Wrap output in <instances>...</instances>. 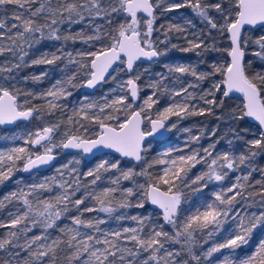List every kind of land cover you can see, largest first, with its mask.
<instances>
[{
  "label": "snow or ice",
  "instance_id": "snow-or-ice-1",
  "mask_svg": "<svg viewBox=\"0 0 264 264\" xmlns=\"http://www.w3.org/2000/svg\"><path fill=\"white\" fill-rule=\"evenodd\" d=\"M37 3L38 6L33 8L32 5ZM161 3L163 0H159V2H155V0H110L107 6H104L101 0H84V3H81L80 0H57L56 5L53 6L51 0H0V10L7 11L4 6L13 5V18L19 21V24H13L7 30L8 33H11L13 28L16 29L14 34L7 35L0 32V41L6 38L10 42L8 46L0 43V55L8 52L16 56L17 50L21 53L19 63L13 64L11 67L0 66V72L11 73L13 69L25 66V57L28 52L23 45L27 44L31 48L33 43H39V39L44 38V29L49 30L48 39H62L57 34L58 25L79 23L84 19V10H87L89 15L95 11L97 16L103 12L105 16L109 17L113 13H125L128 19L118 25L114 35L108 34L111 40L108 46H102L96 51L78 53L81 57H90V60L69 59V64L77 65L76 71L71 76L65 80H56L43 93H24L33 99L44 100V113L52 115L57 110L63 113L66 105L60 101L72 94L68 89L77 86L74 81L78 73L82 72L88 77L86 86L92 88L98 82L104 81L106 74L111 75L109 69L117 71V68L113 67L117 62L126 63L127 71L132 72L134 63L141 57L151 59L160 55L153 47L154 41L151 36L156 18L154 11L160 7ZM187 3L188 0H185L184 3H172L165 10L172 11L182 8ZM188 6L192 7L207 22L210 30H217L221 35L227 34L230 40L229 46L224 49L213 46L212 50L226 52L227 56L231 58V62L226 66L213 65L214 70L208 73H197L194 68L180 65L169 67L168 71L190 74L197 81H203L216 73H221L225 77L222 83L226 86L222 95L228 97L230 92H239L243 94L245 101L240 113H231L230 119L239 121L244 117H251L258 121L261 128L264 129V74L259 72L252 76L246 74L244 57L249 40L242 37V30L245 29V26L260 25L264 27V0H217V2L195 0V3ZM212 9L219 14L222 23L210 15ZM138 13L146 14L147 18L138 17ZM40 19L45 22H38ZM141 24H143L144 31H141ZM5 27V24L0 22V29ZM169 30L184 31L180 25L175 24L169 25ZM37 33L40 34L39 38L36 37ZM63 39L67 41L74 37L66 35ZM86 39L99 40L100 37L89 36ZM188 43V48L180 50L190 51L200 48L204 41L190 40ZM252 43L257 46L253 55L264 61V35ZM172 47L177 46L172 45ZM205 47L207 48V46ZM67 55L71 57V53ZM123 57H126V61ZM59 59L60 56L55 53L51 55V58L45 54L32 60L31 64L51 65ZM165 78L161 76V80ZM8 79L10 77L3 78L5 81ZM32 79L38 81L41 77L33 76ZM137 80H139V75L134 79L129 78L121 86L128 88L129 95L118 96L110 101L105 97L103 104L91 101L82 103L79 108L74 107L73 114L67 118L68 125L73 127L64 131L59 143H55L53 139L61 127L59 122L44 126L34 134L29 133L25 144L41 145L44 149L42 154H35L33 157L29 149L25 147H14L7 152H0V184L10 178L13 170L17 168V161L26 158L23 171H30L54 160L55 157L52 153L56 147L80 149L83 153H91L93 149L104 147L114 149L121 156L132 158L137 162L144 161L142 153L146 150L144 147L145 138L154 136L160 129H165V121H168L169 117H180L182 113L185 115H203L206 111L212 113V107L197 109L194 104L190 103L196 97L188 92V88H181L179 91L171 92L170 96L176 97L183 94V101L173 100L162 111L157 112L156 119H152L148 111L152 109L153 105L159 103L157 92L161 91L160 82L149 85L156 91H153L136 110L133 108V104L139 98ZM196 86L188 85V87ZM220 90L221 84L214 83L209 90L199 96V99L205 105L222 107L224 101L215 98V92ZM19 94V90L10 91L9 87L0 82V124L41 118L42 108L39 106L25 107L24 105L29 101L25 100L23 104L19 103ZM208 97H212V99ZM121 115H123V119H121ZM144 120L151 124L150 131H145L142 128ZM83 121H90L99 126L95 139L73 134V129L75 132H79L81 128H84ZM171 127L174 128L175 124H172ZM84 130L87 131V129ZM185 131L189 130L185 129ZM233 131L235 130L233 129ZM237 139H242V137L237 134ZM191 140L198 142L199 137H191ZM229 143L231 144V141ZM247 145V154L242 152L235 155L225 151L215 157H213L215 144L204 148L203 154L200 149H192L187 155L173 156V152H181L182 149L169 148L151 163L145 162L147 166L140 172H136L133 168L122 170L119 167V161L109 162L104 159L95 168L84 174L85 178L92 177L89 184L82 183L76 168L69 169L67 164L62 165L61 168L56 169L57 175L45 177L40 183L27 185V191L17 187L16 191L9 192L0 200V208L6 207L5 201L12 203L15 200L23 205V210L16 208L15 211L8 212L7 223L0 222V228L11 229L4 238H0V252L6 254V256H0V264H190V261H194L195 264H203L201 255H197L194 251V245L197 243L196 233H203L210 229L207 231V236L211 237L214 232L220 231L229 218V213L236 208L240 200L247 199L244 196L246 187H254V184L249 183L252 171L236 176L234 183L213 193L214 200L203 203L199 207L194 206V210H189L188 214L183 216L185 210L181 208V204L184 193L181 185L189 188L191 185L200 184L203 181L204 183L200 187L192 188L195 193L201 188L207 187L208 182L224 181L228 177L229 171L241 170V166L248 164L257 155L255 149H264V131H261L257 138L247 141ZM200 163L206 165L207 171L196 175L190 185L188 173L196 164ZM156 165L161 166L160 174L153 176L149 169ZM113 169L119 171L120 174L110 180L111 186L88 191L89 185H97V182L102 180V174ZM255 170L253 169V171ZM66 171L71 179H65ZM260 171L264 174V169H260ZM136 176L146 177V183L137 184L134 179ZM121 180H131L133 186L121 188ZM19 183L17 181L18 185ZM161 184L166 185V189L162 190ZM255 184L261 185L258 194L264 199V180H256ZM81 188L85 189L84 195L73 199ZM54 190H59L56 195L42 198L43 193H51ZM229 193L231 195H228ZM137 194L141 199L133 205L131 199ZM252 195L253 193H248V196ZM238 197L240 200L237 199ZM89 199L94 202L91 207L85 203ZM145 201H150L152 205H156L162 210L163 220L172 226L173 232L166 231L163 224L151 223L150 217L147 215L130 217L123 213L117 215L115 216L117 221L131 219L136 222L137 227H120L110 230L100 227L106 223L104 219L82 218L84 213L91 212H103L111 217L119 209L143 208ZM70 205L71 208L77 210L79 215L71 216V225L60 227L57 221H60L65 213L70 212ZM81 205H85L82 210ZM231 219L235 221V228L223 243L215 244L203 253L204 260H209L214 253L220 252L221 249L235 252L241 245L249 243L252 233L257 227H264V211L245 212L244 215H241L237 210ZM37 227L42 231L29 236L28 234L33 231V228ZM50 229L58 230L59 234L53 237L49 232ZM146 229L147 231H145ZM129 243L133 246L129 247ZM171 244H179L181 249L169 250L166 245ZM144 253H147V256H144ZM185 254L187 259L184 258ZM220 264H264V239H260L255 250L243 258L225 256Z\"/></svg>",
  "mask_w": 264,
  "mask_h": 264
},
{
  "label": "trees",
  "instance_id": "trees-1",
  "mask_svg": "<svg viewBox=\"0 0 264 264\" xmlns=\"http://www.w3.org/2000/svg\"><path fill=\"white\" fill-rule=\"evenodd\" d=\"M52 5L55 6L57 0H51ZM81 3H84V0H80ZM104 6L110 2V0H101ZM159 2V0H155ZM185 0H163V3L160 4V7L155 9V20L153 23V33L151 39L154 41L153 47L160 53V58L151 63L150 65H141L138 68L137 75H139V80H137L140 88V101L139 105L152 94L153 89L149 85L153 83L160 82L161 91L157 92L159 97V103L153 105L152 109L148 111V114L151 117H156L157 112L162 111L163 108L167 107L168 104L172 103L173 100L177 102L183 101V94L181 96L171 97L170 93L174 91H179L181 88H188V92L192 93L196 99L190 101L191 104H194L197 109L199 108H209L212 107V113L207 111L203 115H185L181 114L180 117L171 116L169 117L168 124L171 131V136L168 140L163 142H151V148L146 150L144 153V161H141L139 165H134L131 162L120 160L116 157H113L110 154H106L101 158L95 159V161L90 163H85L78 154L64 155L59 150L56 153L59 155V161L56 166L50 169L49 171L43 173L34 174L36 176H44L48 173L55 172L56 167L67 164L69 169L76 168L77 172L80 174V180L84 184H89V181L92 177L85 178L84 174L92 169V166L101 160H108L109 162L119 161V167L122 170H127L133 168L136 172H140L142 168L147 166V163H151L156 159L161 153L167 151L169 148L182 149L181 152H173V156L184 154L187 155L192 149H200L201 154H203V149L208 148L209 145L215 144V149L213 150V157L217 154H222L225 151L231 152L235 155L240 153L247 154V141L257 138L260 131L259 129L249 122L246 117L239 121H234L230 119V114L235 112L239 114L243 108L242 100L238 97L227 98L222 95V91L215 92V98L217 100H223L222 107H214L205 105L203 101L199 99V96L202 95L205 91L209 90L214 83H222L224 75L221 73H216L213 76H210L208 79L203 81H197L195 77L190 74H181V73H170L168 71L169 67H175L177 65L186 66L194 68L197 73H208L212 72L213 65H224L228 64L229 57L224 51H214L212 47L215 46L218 49H224L229 46V40L227 34L221 35L217 30H210L207 22L200 16L198 13L190 6L191 3H195V0H188V3L178 9H173L172 11H166L165 9L172 3H184ZM207 2H217V0H207ZM37 4L32 5L33 8L37 7ZM4 8L7 11L0 10L4 12L3 16L0 18V22H3L6 26L10 23L9 18L12 21H15L13 18V5H6ZM23 11V10H20ZM84 19L79 23H63L58 25L57 34L62 37L60 40L48 39V29H44V38L39 39V43H33L32 47L29 48L27 44H24V49L28 52L26 56V64L23 67L18 69L19 72L14 74L23 81L18 80L14 85L10 84L9 90H19L18 102L24 103L25 100H28L29 103L25 104V107L39 106L42 108L41 118L34 119L35 128L41 129L47 124L51 123H61V127L57 135L62 132L65 127L72 128L73 126L68 125L67 118L73 114V108H79L82 103L86 101H97L99 104L104 103V98L107 97L108 100L113 96V89L116 86L124 85L126 79V73L123 69V66H119L117 71H115L110 77L94 94L81 93L80 89L82 84L88 79L86 75L82 72L78 73L74 83L76 87H70L68 90L71 91V95L68 96L65 100L60 101V103L66 105L64 112L57 110L54 114L49 115L43 112L45 102L42 99H33L31 96H26L24 93L32 92L35 94L43 93L49 89L56 80H65L71 76L77 68L76 64H69V59L76 61H87L90 60V57H81L78 53H86L89 51L99 50L102 46H108L111 43L109 38V33L115 34V30L118 29L120 23L125 22L128 18L125 13H113L110 17L105 16L103 12L99 16L95 14V11L89 15L87 10L83 11ZM210 15L219 22H223L219 14L216 13L214 9L210 10ZM9 17V18H8ZM78 19V18H77ZM111 20V23H109ZM38 22L44 23L43 19H40ZM19 23V22H16ZM180 25L184 31L176 32L175 30H169V25ZM3 30V29H1ZM143 24H141V31H144ZM39 33L36 34V37L39 38ZM66 35H71L74 39L64 40L63 37ZM261 35H264V28L259 29H247L243 32L242 37L248 39V46L245 48V57L244 64L246 74L249 76L254 75L259 72L264 74V61H261L253 55L257 50V46L252 43L258 39ZM89 36H99V40H87ZM193 40L199 42L200 40L204 41V44L200 48H194L190 51H181L182 48H188V41ZM22 43V42H21ZM172 45L177 47L173 48ZM207 46V48L205 47ZM55 53L60 56V59L57 60L54 64H31V61L38 59L41 56L47 54L48 58H51V55ZM71 53V57L67 54ZM21 53L17 50V55L13 56L11 53L5 52L3 55H0V63H2L5 57L15 58ZM30 64V66H27ZM2 65V64H0ZM18 73V74H16ZM46 74V75H45ZM5 76V73L3 74ZM33 76L41 77L38 81L32 79ZM161 76L166 77L161 80ZM27 78V79H26ZM11 82V81H10ZM193 84L197 85L196 87H188V85ZM14 86V89H13ZM122 94H127L126 87H122ZM87 97V100H85ZM156 99L157 97H153ZM212 99V97H208ZM238 109V110H237ZM110 111V110H106ZM122 116V115H121ZM219 117V118H218ZM84 128H81L79 132H75L73 129V134L81 135L82 137L88 136L84 132L85 128H89L90 124L94 131L98 129V125L90 121H83ZM172 124H175V127H171ZM31 124H16L9 129H0V146L8 147L11 145H17L18 142H15V135H11L12 132H23V130H28ZM188 129L189 131H185ZM233 129L235 131H233ZM213 132L215 133L213 135ZM16 133L17 138H20L21 135ZM95 133V132H94ZM237 134L242 137V139H237ZM191 137H199V141H192ZM231 141V144L229 143ZM7 142V144H5ZM188 145V147H186ZM257 155L246 165L241 166V170L232 172L229 171L228 177L224 181H211L208 182V186L201 188L200 191L193 193L192 188H198L204 182L201 181L200 184L191 185V181L195 179L196 175L207 171V167L204 163L196 164L194 168L188 173V183L191 185L189 188H185L181 185L183 189V198L181 208L185 210L182 214H188L189 210H194L195 207H199L203 203L211 202L214 200L213 193L221 191L222 188L230 185L235 182V178L238 175L246 174L248 171H252V175L249 178V183L254 184V187L247 188L244 192V196L247 199L240 200V203L236 205V208L229 213V218L226 220L225 224L222 226L220 231L214 232L211 237L207 236V231L203 233H196L197 243L194 245V251L197 255H201L203 264H212L213 262L224 259L225 256L229 258L233 257H242L250 253L256 246L257 239L259 234L263 232L264 227H257L249 240L247 245H241L239 249H236L235 252L230 251L229 249H221L220 252L214 253L209 260H204L203 253H205L209 248L215 244L223 243L228 234L235 228V221L231 219L235 212L239 210L241 215H244L245 212H261L264 211V199L258 194L261 190V185H256V180H264V174L260 169H264V149H255ZM25 161L21 160L18 163L17 168L15 169V175L10 177L8 180H5L3 184H0V200L3 199L5 195L13 188H17L16 181L18 178L27 179L20 175L21 165ZM71 161V163H69ZM79 161V163H77ZM147 162V163H145ZM250 165V166H249ZM253 169H256L253 171ZM161 166L156 165L153 168L149 169L153 176L160 174ZM119 171L113 169L111 171L105 172L102 174V180L97 182V185H89L88 191L92 189L99 190L100 188L111 186L110 180L118 176ZM75 175V174H73ZM65 179H71L65 174ZM135 181L137 184L146 183V177L136 176ZM42 182V181H41ZM133 182L131 180H121L120 187H132ZM160 187H163L162 184ZM166 187V186H164ZM21 188V187H20ZM27 187L25 191H27ZM57 191L54 190L51 193H43L42 198H47L57 194ZM85 189L81 188L80 191L76 193V196L73 199L80 198L84 195ZM248 193H253L252 196H248ZM117 195H119L117 193ZM228 195H231L229 193ZM31 199V197H30ZM141 199L140 195L133 197L131 203L135 205ZM87 206H93L94 202L90 199L86 200ZM6 207L0 208V222L7 223L9 220L8 212L15 211L16 208H21L23 210V205L19 201H13L8 203L5 201ZM85 205H81V210ZM115 206V205H114ZM70 207V212L65 213L61 217L60 221H57V224L60 227L64 225H71V216L79 215L76 209ZM126 214L127 216L134 215H147L150 217V222L155 224H163L164 229L170 233L174 230L169 224H165L161 215L155 210L151 209L147 203L144 202L143 208L129 207L127 209H119L117 212L113 213L111 217L108 214L103 212H91L84 213V219L97 218L106 220L105 224L100 225L103 229H116L120 227H137L135 221L131 219H125L122 221H117L115 216L120 214ZM9 228H0V238H4L6 234L10 231ZM82 231H88L87 229H81ZM42 231L40 228H33V231L28 235L39 234ZM147 231V229L145 230ZM49 232L52 236L59 234L58 230L50 229ZM23 242V241H21ZM129 247L133 245L128 244ZM169 250H180L181 246L179 244L166 245ZM23 255V253H22ZM147 256V253L143 254ZM0 256H6L5 253L0 252ZM86 258V256H85ZM185 259L188 257L184 256ZM190 264H195L194 261H190Z\"/></svg>",
  "mask_w": 264,
  "mask_h": 264
},
{
  "label": "water",
  "instance_id": "water-1",
  "mask_svg": "<svg viewBox=\"0 0 264 264\" xmlns=\"http://www.w3.org/2000/svg\"><path fill=\"white\" fill-rule=\"evenodd\" d=\"M125 15H126V14H125ZM154 15H155V11H154ZM126 16H127V15H126ZM138 17L147 18V17H146V14H144V13H138ZM258 28H261V26H260V25H255V26H245V29L242 30V33H243L245 30H247V29H258ZM228 40H229V39H228ZM229 44H230V40H229ZM159 57H160V55H158V56H156V57H152L151 59H148V58H145V57H141L139 60H137V61L134 63V68H133V71H132V72H128V71H127V69H126V63H125V64H120L119 62H117V64H115L113 67H114V68H118L119 66L122 65L123 68H124V70H125V72H126V75H127L129 78H132V76L134 75V71H135V69H136V67L138 66L139 63H144V64H147V65H148V64H151L152 62L157 61V60L159 59ZM123 59L126 61V57H123ZM230 62H231V58L229 57V63H230ZM113 72H114V71H113L112 69H109V73H111V75H112ZM111 75L106 74V75H105V80H104V81H100V82H98V83L96 84V86H95V87H92V88L87 87V86H86V81H85V82L82 84V86H81V89H80L81 93H94V92H95V91H96L101 85L104 84V82H105V81H106ZM225 88H226V86L224 85V90H225ZM127 92H128V95H129L128 88H127ZM234 96L241 97V98H242V101H243V104L245 103V101H244V97H243V94H242V93H239V92H235V91H233V92H230V93H229V96H228V97H234ZM228 97H227V98H228ZM137 103H138V99L134 102L133 105L135 106ZM246 118H247V120H248L249 122H251L252 124H254V125L259 129L260 132H261V131H264V129H262L261 126L259 125V122L256 121L254 118H251V117H246ZM30 121H31V119H29V120H17V121H15V122H13V123L0 124V127L3 128V129H8V128H11V126H13V125L16 124V123H24V124H26V123H28V122H30ZM142 128L144 129V123L142 124ZM150 130H151V124L149 123V131H150ZM167 134H168V130H166V128H165V129H160L159 132H157L154 136H148V137L145 138V141H144V147H145V145L147 144V142H148L149 140H162V139L166 138ZM39 146H40V145H35V146L31 145V147H32L33 149H36V148H38ZM62 151H63L64 153H71V152L79 151V152H81V154H82V159H83L84 161H90L91 159L95 158L96 156H101V155H103V154H110V155H113V156H115V157H117V158H119V159H121V160H127V161H129V162H132V163H134L135 165H138V164H140V162H141V161H140V162H137V161H135L134 159L129 158V157H123V156H121L119 153L115 152L114 149H108V148H104V147H98V148H96V149H93V151H92L91 153H83V151L80 150V149H71V148H69V149H64V148H62ZM143 153H144V152H143ZM143 153H142V155H143ZM41 154H42V153H41ZM52 154L54 155L55 159L52 160V161H50L48 164H45V165H39L38 167L31 169L30 171H23V166H22V174L27 176V175H30V174H33V173H37V172H41V171H47V170L51 169V168L54 167V165L57 163V159H58V157H57L56 154H54V153H52ZM161 189L164 190L163 188H161ZM147 203H148L149 207H150L151 209L155 210L156 212H158V213L161 215L162 219H163V216H162V210L159 209L158 206H156V205H152V204L150 203V201H147ZM181 206H182V204H181ZM163 221H164V220H163ZM164 223L167 224L165 221H164Z\"/></svg>",
  "mask_w": 264,
  "mask_h": 264
},
{
  "label": "rangeland",
  "instance_id": "rangeland-1",
  "mask_svg": "<svg viewBox=\"0 0 264 264\" xmlns=\"http://www.w3.org/2000/svg\"><path fill=\"white\" fill-rule=\"evenodd\" d=\"M3 13L4 12H0V18L3 16ZM9 18V17H8ZM9 20H10V23L3 29V30H1L0 29V32H4V33H6L7 35H12V34H14L15 32H16V29H12V32L11 33H8V29L9 28H11V26L13 25V24H19V23H16V22H19V21H17V20H15V21H12L10 18H9ZM0 43H3V44H5L6 46H8L9 44H10V42L5 38L3 41H0ZM5 60L2 62V63H0V64H2V65H0V66H7V67H11L13 64H16V63H19V55L17 56V57H15V58H11V57H5L4 58ZM25 61H26V57H25ZM228 63H229V60H228ZM27 66H30V64H27ZM23 67V66H22ZM20 71L21 70H19L18 71V69H13V71L11 72V73H8V72H0V82H3L4 84H5V86L6 87H9L10 86V84H13L14 83V85L18 82V80H20V81H23L22 79H21V77H20V79H17L18 77L14 74L15 72H19L20 73ZM5 73V76L3 75ZM16 74H18V73H16ZM4 77H10V79H8V80H3V78ZM224 79H225V77H224ZM223 79V80H224ZM128 79H125V82L127 81ZM11 81V82H10ZM220 83V82H219ZM125 84V83H124ZM221 84V91H222V93H223V91H224V84L223 83H220ZM122 86V85H121ZM121 86H116V88L115 89H113V96L110 98V100L111 99H114V98H116V97H118V96H124L123 94H122V91H123V89H122V87ZM87 94V93H86ZM127 94H128V92H127ZM109 100V101H110ZM88 102H90V101H86V103H88ZM22 104V103H21ZM238 110V109H237ZM240 113V112H239ZM121 119H123V115L121 116ZM33 120L34 119H31V121L30 122H28V123H26V124H31V126L29 127V129L28 130H23V132L21 133V132H12V134L11 135H15V139H14V141L15 142H18V144L16 145H11V146H8V147H4V146H0V152H7V151H9L10 149H12V148H14V147H25L26 149H29V151H30V154H32L33 156L36 154V152L33 154V151H32V149H31V147H30V145L29 144H25V139H27L28 138V134L29 133H35L38 129L37 128H35V124L36 123H34L33 122ZM25 124V125H26ZM49 124H51V123H49ZM49 124H47V125H49ZM68 128H70V127H65L63 130H62V132H60L58 135H57V137H55V138H53L54 139V142L55 143H59L60 142V140L62 139V135H63V133H64V131L66 130V129H68ZM0 129H3V128H1L0 127ZM85 129H87V131H85L84 130V132L86 133V135H92V134H94V130H93V128L91 127V124H90V127L89 128H85ZM16 133L18 134V135H21V137L20 138H17V136H16ZM5 144H7V142L5 143ZM151 148V145L150 144H148L147 146H146V150H148V149H150ZM43 151H44V149H43ZM53 152H54V149H53ZM26 159V158H25ZM21 160H24V159H21ZM21 160H19V161H17L16 162V164H17V166H18V163L21 161ZM98 163H100V161H98L97 163H95L93 166H92V169L93 168H95L96 167V165L98 164ZM56 168H61V166H59L58 165V167H56ZM15 169L13 170V173H12V175L10 176V177H13L14 175H15ZM37 173H39V172H37ZM37 173H33V175L32 176H30V177H28L27 179H21V178H18L17 179V181H19L20 183H19V185L17 184V181H16V184H17V187H21V188H26L27 187V185H29V184H32V183H40L41 181H43L44 180V178L45 177H52V176H54V175H57V173H56V171L55 172H51V173H48V174H46V175H44V176H36V175H34V174H37ZM162 186L163 187H161V188H163V189H166V185H163L162 184ZM164 186H166V187H164ZM16 189L17 188H13L11 191H16ZM260 236H259V238L257 239V243H256V245L258 244V242H259V240L260 239H264V230H263V232H261L260 234H259ZM256 247V246H255ZM255 250V248L252 250V251H254ZM251 251V252H252ZM250 252V253H251ZM250 253H248V254H250ZM241 258H243V256L241 257ZM221 261H223V259H221V260H219V261H216V262H213L212 264H220V262Z\"/></svg>",
  "mask_w": 264,
  "mask_h": 264
},
{
  "label": "flooded vegetation",
  "instance_id": "flooded-vegetation-1",
  "mask_svg": "<svg viewBox=\"0 0 264 264\" xmlns=\"http://www.w3.org/2000/svg\"><path fill=\"white\" fill-rule=\"evenodd\" d=\"M141 18H143V17H141ZM261 28H264V27H261ZM259 29V28H258ZM251 30H254V29H251ZM243 34V33H242ZM160 58V57H159ZM156 62V61H155ZM153 63V62H152ZM141 65H147V64H144V63H139L138 64V66L136 67V69H135V71H134V75L132 76V78L134 79L135 77H136V74H137V71H138V68H139V66H141ZM148 65H150V64H148ZM124 69V68H123ZM125 71V70H124ZM115 72V71H114ZM113 72V73H114ZM113 73H112V75H113ZM126 73V72H125ZM112 75L110 76V77H112ZM127 76V75H126ZM109 77V78H110ZM108 78V79H109ZM107 79V80H108ZM126 79H129V77L127 76L126 77ZM106 80V81H107ZM105 81V82H106ZM104 82V83H105ZM136 83H137V85H138V82L136 81ZM102 86V85H101ZM100 86V87H101ZM99 87V88H100ZM98 88V89H99ZM97 89V90H98ZM126 89H127V87H126ZM96 90V91H97ZM95 91V92H96ZM94 92V93H95ZM94 93H87V94H94ZM140 88H139V85H138V103L134 106L133 105V108L134 109H136V110H138V106H139V101H140ZM234 97H238V96H234ZM228 98H232V97H228ZM238 98H240L241 100H242V98L241 97H238ZM242 103H243V101H242ZM152 119H156V117H151ZM16 124H24V123H16ZM16 124H14V125H16ZM13 125V126H14ZM165 125H166V129H170V127H169V124H168V121H165ZM13 126H11V127H13ZM9 129V128H8ZM4 130H6V129H4ZM144 130L145 131H149V122L147 121V120H144ZM171 130V129H170ZM170 130H168V134H167V136H166V138H164V139H162V140H149L148 142H147V144L145 145V149H146V146L148 145V144H150L151 142H163V141H165V140H168L169 138H170V136H171V131ZM99 131V127H98V129L95 131V133L94 134H92V135H89V136H85L86 138H89V139H95L96 138V133ZM56 137V135L54 136V138ZM30 147H31V145H30ZM31 149H32V151H33V154L36 152V154H41V153H43V147L40 145L38 148H36V149H33L32 147H31ZM55 149H57V150H59L62 154H64V155H70V154H78L81 158H82V154H81V152H79V151H75V152H71V153H64L63 151H62V147H56V148H54V154H56L57 155V157H58V159H57V162L59 161V155L56 153V151L57 150H55ZM146 151V150H145ZM145 151H144V153H145ZM144 153H143V156H144ZM104 155H106V154H103V155H101V156H96L95 158H93V159H91L90 161H84L83 159V161L85 162V163H90V162H93V161H95V159H97V158H101V157H103ZM113 156V155H112ZM34 157V156H33ZM113 157H115V156H113ZM117 158V157H116ZM119 159V158H118ZM121 160V159H120ZM125 161H127V160H125ZM26 162V159H25V161L22 163V165H21V172H20V175H22L23 177H30V176H32L33 174H30V175H23L22 174V166H23V164ZM129 162V161H128ZM132 163V162H131ZM141 163V162H140ZM57 164V163H56ZM56 164L54 165V167L56 166ZM134 164V163H133ZM135 165V164H134ZM139 165V164H138ZM53 168V167H52ZM51 168V169H52ZM50 170V169H49ZM49 170H47V171H49ZM43 172H46V171H41V172H39V173H43Z\"/></svg>",
  "mask_w": 264,
  "mask_h": 264
}]
</instances>
